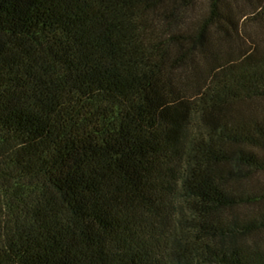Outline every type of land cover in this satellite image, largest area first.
<instances>
[{
  "label": "trees",
  "instance_id": "1",
  "mask_svg": "<svg viewBox=\"0 0 264 264\" xmlns=\"http://www.w3.org/2000/svg\"><path fill=\"white\" fill-rule=\"evenodd\" d=\"M249 1L0 0V264H264Z\"/></svg>",
  "mask_w": 264,
  "mask_h": 264
},
{
  "label": "rangeland",
  "instance_id": "2",
  "mask_svg": "<svg viewBox=\"0 0 264 264\" xmlns=\"http://www.w3.org/2000/svg\"><path fill=\"white\" fill-rule=\"evenodd\" d=\"M235 1V0H234ZM241 1V6L244 7L245 13H249L252 10V4L249 0H239ZM206 0H198L197 3H195V7H192L190 9L191 12H188V16H190V13L192 15V19H194L195 16L198 14H202L204 10H201V8L204 7V3ZM251 5V6H250ZM193 10H196L195 12H192ZM260 18L262 21H256L254 19L249 20L247 23L249 25L246 26L245 31H242L239 37H235V43L236 45H247L250 44L255 48H258L260 52H264V14L260 15ZM190 27V24H185L183 28ZM246 181H249V184H255L256 189L262 188L261 191H264V174H256L251 176L250 178L246 179ZM261 186V187H260ZM253 240H261L264 244V230L260 231L257 235L251 237Z\"/></svg>",
  "mask_w": 264,
  "mask_h": 264
}]
</instances>
